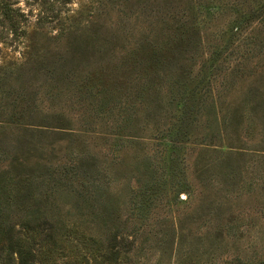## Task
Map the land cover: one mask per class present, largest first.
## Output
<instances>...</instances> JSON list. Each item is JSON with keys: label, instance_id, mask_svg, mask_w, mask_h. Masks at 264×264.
Returning <instances> with one entry per match:
<instances>
[{"label": "rangeland", "instance_id": "1", "mask_svg": "<svg viewBox=\"0 0 264 264\" xmlns=\"http://www.w3.org/2000/svg\"><path fill=\"white\" fill-rule=\"evenodd\" d=\"M180 2L0 0V204L16 195L29 264H264V19L236 24L257 0Z\"/></svg>", "mask_w": 264, "mask_h": 264}, {"label": "trees", "instance_id": "2", "mask_svg": "<svg viewBox=\"0 0 264 264\" xmlns=\"http://www.w3.org/2000/svg\"><path fill=\"white\" fill-rule=\"evenodd\" d=\"M152 3L148 6V10L150 9V16H154L152 14H154V12H157V15H159L161 12H163L164 8L160 7L162 4L167 6H172V7H176L177 4H180L181 0H151ZM258 1V8L254 9V13L251 14V16H247L246 19H241L240 21H238L239 24L238 27L242 29H246L245 26H252L253 23L257 20L260 19H264V0H257ZM184 15L186 16L187 14L184 13ZM188 16H190L188 14ZM196 16L193 18V22L195 21ZM249 24V25H248ZM244 25V26H242ZM192 28H194V23H192L191 25ZM196 31H193L192 33H190L188 35V32L184 34V40L181 41L179 43L180 45V52L175 54V57H171L170 62L174 63L176 61L177 64V71L180 69V73H179V79L178 81H174L172 86H171V90H170V98L168 99L167 105L169 108H172L173 104L176 102V97H174L176 91H178V88L183 84V82L187 81L188 79L192 78V76L194 75L195 72V68L197 66V58L195 54H197V50L196 48ZM188 35V36H187ZM32 41L33 38L31 37L29 42H30V47L32 45ZM178 50V49H177ZM179 51V50H178ZM175 59V61H174ZM182 67V68H181ZM204 71H210V68L208 67V63L203 64L200 67V72H204ZM184 80V81H183ZM217 105L214 102L213 103V112L212 115L214 117V120L219 119V113H217ZM36 117V115L34 114L33 117ZM27 129H25L26 131L29 130L28 128H32V125H27L26 126ZM213 138H216L213 136ZM256 154H259L260 157H264V152L262 151H256ZM14 163V161H12ZM12 164V163H11ZM13 166V164H12ZM83 167L79 164L76 167L72 168V172L73 174L75 173H79L84 179H87V181L89 182V185L93 187L92 193H100L101 191H103V185H99L98 183V179L96 178L95 175H93L92 171H82ZM6 174L8 176L11 175L10 170L6 171ZM77 195H79V197L83 196L84 193L83 190H81V188L74 186ZM29 196V199L32 198V196L35 195V193L33 192H27ZM21 194V193H20ZM12 194L8 195V201L7 203H1L0 204V251L1 253L8 255L9 258L12 257V255L17 254L19 257V264H29L30 262H34L35 261V253L31 250V249H27L25 247V245L22 243L24 241V236H20L22 232V230L17 229L16 225L12 222H10L7 217L4 214V211L8 210L10 206V202L13 201H17V197L15 195V198L12 197ZM99 198H101V196H99ZM25 226H23L22 228H24ZM27 228L29 230H35L34 227L29 228V226H27ZM176 234L182 235L183 234V228L180 225V223L178 225H176V231H175V236ZM111 241V245L109 247V251L110 253H112L113 255H117L121 252L120 249V244H119V234L118 232L114 234V237H112ZM174 241V240H173ZM173 243V242H172ZM170 243V244H172ZM11 259V258H10ZM8 264H13L11 263V260Z\"/></svg>", "mask_w": 264, "mask_h": 264}]
</instances>
